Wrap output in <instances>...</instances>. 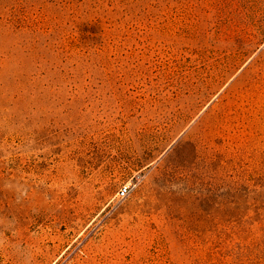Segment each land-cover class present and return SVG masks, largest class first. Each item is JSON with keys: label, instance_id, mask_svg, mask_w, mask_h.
Instances as JSON below:
<instances>
[{"label": "rangeland", "instance_id": "obj_1", "mask_svg": "<svg viewBox=\"0 0 264 264\" xmlns=\"http://www.w3.org/2000/svg\"><path fill=\"white\" fill-rule=\"evenodd\" d=\"M0 264H264V0H0Z\"/></svg>", "mask_w": 264, "mask_h": 264}, {"label": "built area", "instance_id": "obj_2", "mask_svg": "<svg viewBox=\"0 0 264 264\" xmlns=\"http://www.w3.org/2000/svg\"><path fill=\"white\" fill-rule=\"evenodd\" d=\"M126 195H127V188L126 187L119 189V191L117 192V196L119 198H124Z\"/></svg>", "mask_w": 264, "mask_h": 264}]
</instances>
